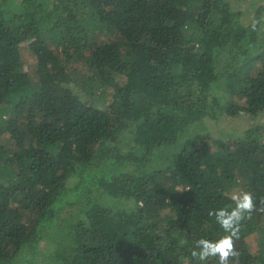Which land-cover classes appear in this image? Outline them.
Masks as SVG:
<instances>
[{
    "label": "trees",
    "instance_id": "obj_1",
    "mask_svg": "<svg viewBox=\"0 0 264 264\" xmlns=\"http://www.w3.org/2000/svg\"><path fill=\"white\" fill-rule=\"evenodd\" d=\"M240 190L264 198V0H0V264H197ZM235 247L264 264V212Z\"/></svg>",
    "mask_w": 264,
    "mask_h": 264
},
{
    "label": "clouds",
    "instance_id": "obj_2",
    "mask_svg": "<svg viewBox=\"0 0 264 264\" xmlns=\"http://www.w3.org/2000/svg\"><path fill=\"white\" fill-rule=\"evenodd\" d=\"M253 29L256 22H253ZM234 206H225L219 210L208 212L210 217H215L216 223L226 233L218 240L201 238L195 241L191 250L192 258L197 264H208L212 259H216L218 264H231L237 261L239 252L235 247V242L240 239L242 222L251 219L256 211L264 212V198H260L259 204L250 191H234L230 196Z\"/></svg>",
    "mask_w": 264,
    "mask_h": 264
},
{
    "label": "rangeland",
    "instance_id": "obj_3",
    "mask_svg": "<svg viewBox=\"0 0 264 264\" xmlns=\"http://www.w3.org/2000/svg\"><path fill=\"white\" fill-rule=\"evenodd\" d=\"M22 59L24 63L25 69H29L33 71L35 63H36V58L35 54L32 50L31 46H26L25 48L22 49ZM243 123H245L247 126L251 125L254 123V121L249 120L246 117H241V116H236L234 118H222L220 119L216 125L213 128V132L216 131V129H224L228 133L233 131H240L242 130ZM214 125V124H213ZM247 242L249 243L250 247L252 250L256 249L257 245V236L256 235H251L248 237Z\"/></svg>",
    "mask_w": 264,
    "mask_h": 264
}]
</instances>
